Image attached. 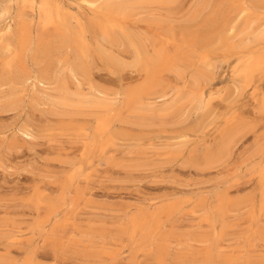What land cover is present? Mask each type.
Listing matches in <instances>:
<instances>
[{
    "label": "bare ground",
    "instance_id": "6f19581e",
    "mask_svg": "<svg viewBox=\"0 0 264 264\" xmlns=\"http://www.w3.org/2000/svg\"><path fill=\"white\" fill-rule=\"evenodd\" d=\"M71 4L81 14H89V19L71 15ZM0 15L4 23L0 30V112L17 120L13 131L0 125L3 171L8 157L20 150L18 141L29 145L35 133L60 145L75 139L76 144L90 146L98 138L101 152L132 148L129 157L108 162L129 177L135 173L153 176L174 166L188 175L213 177L235 166L228 180L201 194L126 216L128 223L120 233L127 243L114 254L80 249L70 240L52 241L54 259L60 258V252L83 255L92 264H116L126 246L130 264L138 257L151 264H264V222L257 216L264 211V96L255 112L252 108L253 117L231 113L210 141L188 149L191 136L204 133L216 121L211 107L214 97L206 98L205 88L214 80L219 58L236 59L233 69L241 79L233 81L230 90L226 88L229 91L220 96L222 102L240 97L252 79L264 73V0H6ZM100 71L111 76L127 72L136 80L103 89L96 80ZM184 101L190 109L176 123V130L168 132L142 122L174 114ZM86 116L91 120L81 123ZM152 138L167 141L149 146L165 150L156 157L140 148ZM248 140L254 154L234 165ZM70 159L63 161L68 168L74 165ZM244 169L256 176L255 188L230 194L228 183ZM81 177L82 171L76 169L61 181L51 182L53 188L37 190L33 205L45 214L36 223L38 234L61 214L80 207L102 208L87 185H80ZM187 209L188 216H199L206 223L203 231L174 230L177 215ZM239 215L245 216L247 226L238 234L228 233L227 221ZM100 229L90 227L82 233L91 236L92 244L96 238L103 241L106 231ZM9 239L8 233L0 232V249H4L0 264H43L31 242L21 258L11 254ZM234 239L241 241L237 253L229 251Z\"/></svg>",
    "mask_w": 264,
    "mask_h": 264
},
{
    "label": "rangeland",
    "instance_id": "374dc122",
    "mask_svg": "<svg viewBox=\"0 0 264 264\" xmlns=\"http://www.w3.org/2000/svg\"><path fill=\"white\" fill-rule=\"evenodd\" d=\"M5 2L6 0H0V7L5 4ZM71 11L73 12L71 15L77 16L83 21L89 19V14H81L82 12L78 10L75 4H71ZM36 23L38 25L37 18L35 20V24ZM3 25L4 23L0 19V30L3 28ZM37 25L34 26L35 32L39 28ZM139 25L142 26L141 24ZM219 60L220 61L216 65L214 80L210 87L205 88L206 98L210 96L214 97L212 98L213 100H211V107L213 108V116L217 113L216 121L204 133L191 136L188 149H191L192 146L194 148L195 145L199 146L204 143V141H210V138L212 139L215 135L214 133L218 126H220L225 120V117H228L231 113L236 112V114L253 117L254 112L261 102L262 96H264V73H261L252 79L251 84L243 91L240 97L234 95L227 102H222L220 96L231 89L233 81L239 82L241 79L237 78L235 75L234 69L236 66V59L232 58L228 61H224L223 58H219ZM126 73L121 74L120 78V76H111L105 71H100L96 73L97 84L103 89H115L121 87V85L123 87L133 83L136 77H129V74ZM177 86H180V84L178 83ZM184 90L186 91V88ZM183 103L181 110L174 114L164 116L163 118H146L142 122H145L147 125L157 124L160 127L159 129L168 132H170V130H176V128H178L176 123H178L190 109L187 101ZM12 118V114L8 115L0 112V125L4 124V126H9L11 128L10 130H12L13 125L17 123V120H11ZM90 120V116H86L81 118L80 122L84 124ZM133 121L139 122L137 119ZM20 124L21 123H19V125ZM94 126L95 123H92V129L89 131L90 134L94 132ZM144 129V131H149L150 129L153 132L158 130L157 128ZM12 131H9V133ZM48 141L49 140L43 137L41 133H35V138L29 145L18 141L20 150L16 154L8 157L9 159L4 163V167L7 170L3 171L0 168V232L8 233L12 238L6 241V244L9 245L8 250L14 256L21 258L24 250L29 245L28 243L31 242L37 249L39 261H42L41 263L43 264L94 263L92 259L82 257L83 255H71L69 253L61 254L60 252V258L58 260L54 259L52 241H62L65 243L70 240L76 242L77 247L80 249L90 248L94 251L104 250L109 254H114L127 243V238L120 232L127 225V218L135 214L134 212H140L143 209H149V211L159 210L170 200L180 198L187 199L201 194L214 184L228 180L235 167L231 166L228 171L213 177L212 175H188L187 172H185L186 170L182 171V169H178L179 167L176 166H174L175 168L168 167L171 170L165 168L161 170L162 173L157 172L154 173L153 176L150 175L151 173H144V175L135 173L129 177V175L124 174L122 171L112 169L108 162L116 159L120 160L121 157L128 156L132 148H107L104 152H101L99 148L100 140L98 138L94 139V143H91L90 146L76 144L75 139H70L69 142L63 143V145L58 144L56 141ZM163 142L166 143L167 141L164 138L162 140L152 138V141H145L140 148H146L148 155L151 154L149 156L156 157L165 150L160 148L153 149L149 148V146L153 143L156 146L157 143L158 145L160 143L162 145L164 144ZM249 144H251L250 140L240 149L241 154L238 153L241 155L240 158L243 157L240 159L239 155H237V160L234 165H238L240 161L242 162V159L245 160L254 154V152L252 154L253 147ZM59 146H62L65 150H59ZM248 146L250 147L248 148ZM66 158H71L70 160L74 163L70 168L63 163ZM25 168L28 169L27 172L24 170ZM75 168L82 171L83 177L79 179L80 185H87L85 187L90 190L92 198L102 208L88 209L80 207V209L74 212L69 211L65 215L61 214L56 219L52 220L51 224L49 222L41 234H38V232L35 231L36 223L42 220L45 214L42 209L37 210V208L34 207L32 199L34 194L37 190L53 188L51 182L61 181L69 173L76 170ZM244 172L245 169L240 175L228 183L227 187H229L228 192L230 194H244L255 188L254 178L256 176H249L247 172ZM108 207L110 210L112 208V211H110ZM256 208H260V203L258 201H256ZM125 209L128 211H125ZM120 210H124L125 212ZM189 212L190 210L187 209L184 213L177 215L175 223H173L174 230L177 233L189 232L192 230L198 231L197 229L203 231V229H205L206 223H203L201 217H190L187 215ZM257 216L263 219L262 221L264 222V211L258 212ZM243 217L245 218V216ZM243 217L239 215L227 221L228 233L241 232L242 229H245L247 222ZM90 227L92 229L101 228L102 230L104 229L103 232H107H105L106 235L104 239H102L103 241L96 238L97 241L91 244V236L82 233ZM166 228H169V225L166 226ZM101 229L99 231H102ZM240 242L239 239L232 240L229 243V251L237 253L241 246ZM3 250V248L0 249L1 252ZM130 257L131 253L125 246L120 256L115 260V263L130 264ZM107 260V257H102L103 262ZM135 264L151 263H149V260L146 258L138 257Z\"/></svg>",
    "mask_w": 264,
    "mask_h": 264
}]
</instances>
